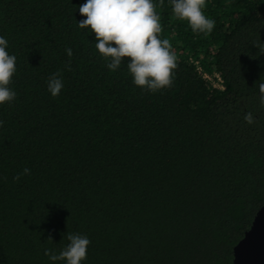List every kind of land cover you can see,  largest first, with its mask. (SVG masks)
Wrapping results in <instances>:
<instances>
[{
	"label": "trees",
	"instance_id": "obj_1",
	"mask_svg": "<svg viewBox=\"0 0 264 264\" xmlns=\"http://www.w3.org/2000/svg\"><path fill=\"white\" fill-rule=\"evenodd\" d=\"M85 2L0 0L17 67L16 99L0 105V264H65L44 253L59 254L69 233L90 240L82 264H232L264 201V53L253 45L264 43V0H207V35L164 0L178 68L156 93L133 84L127 60L107 68L78 27Z\"/></svg>",
	"mask_w": 264,
	"mask_h": 264
},
{
	"label": "clouds",
	"instance_id": "obj_2",
	"mask_svg": "<svg viewBox=\"0 0 264 264\" xmlns=\"http://www.w3.org/2000/svg\"><path fill=\"white\" fill-rule=\"evenodd\" d=\"M164 0H86L79 6V13L85 17L77 22L81 29H90L95 35V48L107 62L110 71L118 70L127 60V70L135 86L150 93L170 88L178 68V57L168 38H162L163 27L158 7H163ZM171 13L178 21H186L193 33L210 34L215 21L205 14L207 0H169ZM264 53V43L260 39L253 43ZM8 41L0 36V105L11 103L17 93L10 87L17 71L16 56L6 50ZM68 57L73 55L67 48ZM65 70L71 71V64H65ZM261 93V105L264 106V82L258 85ZM64 87L61 72L53 73L47 81V90L57 97ZM247 124L256 123L251 112L244 116ZM4 124L0 120V127ZM21 175H30L25 167L17 173L14 181ZM51 240V237L48 238ZM69 243L56 254L45 249V255L53 262L82 264L87 259L90 240L86 235L69 233Z\"/></svg>",
	"mask_w": 264,
	"mask_h": 264
},
{
	"label": "water",
	"instance_id": "obj_3",
	"mask_svg": "<svg viewBox=\"0 0 264 264\" xmlns=\"http://www.w3.org/2000/svg\"><path fill=\"white\" fill-rule=\"evenodd\" d=\"M232 264H264V201L232 247Z\"/></svg>",
	"mask_w": 264,
	"mask_h": 264
},
{
	"label": "built area",
	"instance_id": "obj_4",
	"mask_svg": "<svg viewBox=\"0 0 264 264\" xmlns=\"http://www.w3.org/2000/svg\"><path fill=\"white\" fill-rule=\"evenodd\" d=\"M203 76L208 79V81L214 86V87H217V88H223L222 85H221V78L217 75V74H214V75H207V74H203ZM215 77V78H214Z\"/></svg>",
	"mask_w": 264,
	"mask_h": 264
}]
</instances>
